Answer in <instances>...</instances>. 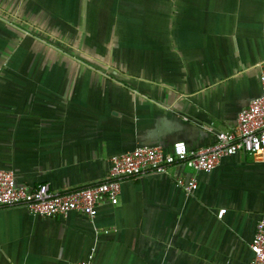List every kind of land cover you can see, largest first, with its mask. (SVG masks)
<instances>
[{"label":"crops","instance_id":"1","mask_svg":"<svg viewBox=\"0 0 264 264\" xmlns=\"http://www.w3.org/2000/svg\"><path fill=\"white\" fill-rule=\"evenodd\" d=\"M261 75L264 0H0V170L63 193L136 148L209 145ZM262 217L264 144L124 181L93 219L0 209V264H251Z\"/></svg>","mask_w":264,"mask_h":264},{"label":"built area","instance_id":"2","mask_svg":"<svg viewBox=\"0 0 264 264\" xmlns=\"http://www.w3.org/2000/svg\"><path fill=\"white\" fill-rule=\"evenodd\" d=\"M214 137L213 143L193 150L179 142L169 153L159 147H142L115 155L110 159L104 181L63 193L53 192L45 184L17 186L13 172L0 170V209L22 208L33 217L47 219L65 217L69 213L84 214L93 219L101 205L118 203L124 181L164 173L175 165H183L195 173L210 172L224 157L260 152L264 144V75L260 76V94L239 112L236 129L217 132ZM176 186L189 194L197 189V180L194 176L178 178ZM224 212L221 210L218 217ZM250 250L253 255L251 264H264V217L256 224ZM79 264H91V261Z\"/></svg>","mask_w":264,"mask_h":264}]
</instances>
